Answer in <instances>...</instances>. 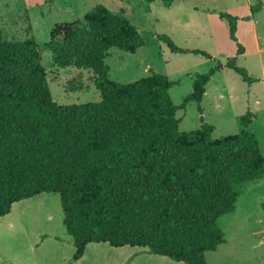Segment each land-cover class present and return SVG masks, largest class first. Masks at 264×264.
Here are the masks:
<instances>
[{
    "label": "trees",
    "instance_id": "1",
    "mask_svg": "<svg viewBox=\"0 0 264 264\" xmlns=\"http://www.w3.org/2000/svg\"><path fill=\"white\" fill-rule=\"evenodd\" d=\"M163 3L170 8L174 0ZM263 9L264 2L252 6L246 20ZM219 17L229 24L236 57L197 73L193 92L179 106L170 94L179 82L161 73L150 70L131 84L110 80V50L136 54L145 42L136 26L103 5L83 22L55 25L44 45L54 68L95 72L98 103L58 105L36 39L0 36V222L17 203L58 194L74 261L88 245L107 244L182 264H208L206 254L226 244L220 219L236 211L244 183L264 177L255 133L215 139V126L203 117L199 129L180 130L178 111L196 102L203 115L206 87L224 69L249 85L260 81L237 63L246 52L237 36L241 19L223 12ZM157 39L172 53L211 58L178 47L167 35ZM253 119L248 112L240 123L247 128Z\"/></svg>",
    "mask_w": 264,
    "mask_h": 264
},
{
    "label": "rangeland",
    "instance_id": "2",
    "mask_svg": "<svg viewBox=\"0 0 264 264\" xmlns=\"http://www.w3.org/2000/svg\"><path fill=\"white\" fill-rule=\"evenodd\" d=\"M259 2L264 0H174L167 8L163 0H0V36L8 41L36 39L58 105L98 103L101 95L94 85L95 72L75 66L54 68L44 45L50 42L55 25L83 22L88 12L103 5L136 26L145 42L136 54L110 50L106 59L110 80L131 84L150 76V70L161 73L179 82L170 91L179 106L193 92L197 73H207L218 61L226 64L236 57L229 24L219 13L239 17L237 36L246 52L237 57V63L260 81L249 85L233 70L224 69L207 85L201 107L206 122L215 126V139L255 133L264 156V9L246 20ZM157 35L169 36L180 48L205 51L211 58L172 53ZM248 112L254 119L246 128L240 119ZM177 117L182 120V132L195 130L186 126L200 124L198 103L191 102ZM63 218L58 194L44 193L14 205L0 222V264H182L142 249H114L107 244L88 245L84 257L74 261L76 249ZM219 225L226 244L206 254L208 264H264V177L244 183L236 211L221 218Z\"/></svg>",
    "mask_w": 264,
    "mask_h": 264
},
{
    "label": "crops",
    "instance_id": "3",
    "mask_svg": "<svg viewBox=\"0 0 264 264\" xmlns=\"http://www.w3.org/2000/svg\"><path fill=\"white\" fill-rule=\"evenodd\" d=\"M210 83V82H209ZM208 83V84H209ZM206 92H207V87H206ZM204 99V98H203ZM203 102V101H202ZM203 110L205 111V109L203 108ZM204 113L205 112H203V115H201V117H203L204 119H205V121H206V118H205V116H204ZM182 121V120H181ZM201 127V121H200V124L199 125H197V124H193V123H191L190 125H188V126H186V129L187 130H191V129H193V128H196L195 130H197V129H199ZM192 131H194V130H192ZM190 132V131H189Z\"/></svg>",
    "mask_w": 264,
    "mask_h": 264
}]
</instances>
